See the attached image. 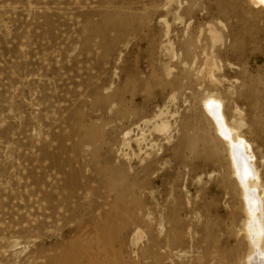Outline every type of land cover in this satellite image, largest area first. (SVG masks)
Segmentation results:
<instances>
[{"label":"rangeland","instance_id":"374dc122","mask_svg":"<svg viewBox=\"0 0 264 264\" xmlns=\"http://www.w3.org/2000/svg\"><path fill=\"white\" fill-rule=\"evenodd\" d=\"M235 150L264 250L263 2L0 0V264H248Z\"/></svg>","mask_w":264,"mask_h":264},{"label":"bare ground","instance_id":"6f19581e","mask_svg":"<svg viewBox=\"0 0 264 264\" xmlns=\"http://www.w3.org/2000/svg\"><path fill=\"white\" fill-rule=\"evenodd\" d=\"M259 2H263L264 0H258ZM255 2V1H254ZM257 3V2H255ZM206 105H208V110L212 114L217 130L219 131L220 134H222L226 140L227 143L229 144L230 151L231 149L234 150V147H232L233 143V135H234V130L229 127L223 118V115L221 114L220 110L217 111L216 108H219L220 103L217 99L215 98H209L205 102ZM232 159H233V165H234V171H236L237 177L240 181L241 187L243 189V193L245 195V200H246V221L244 223V230L246 232V235L248 239L250 240L251 248H250V253L247 259L248 264H264V250L262 249V228H263V222L260 221L259 215L261 214L259 211V205L258 201L256 199L248 196V188L249 187H256L257 183L256 180H250V182H247L243 180L244 177L239 176V166H238V160L236 157V150L235 153H232ZM250 170V169H249ZM255 179V178H254ZM249 181V179H248ZM258 199V197L256 196ZM260 199V198H259ZM250 202V203H248ZM261 203V202H260ZM261 205V204H260ZM261 210V208H260ZM263 214H261V217ZM263 218V217H262ZM264 231V230H263Z\"/></svg>","mask_w":264,"mask_h":264}]
</instances>
